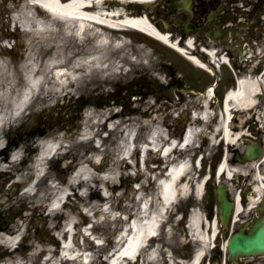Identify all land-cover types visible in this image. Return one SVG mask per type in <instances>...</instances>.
Here are the masks:
<instances>
[{
	"label": "rangeland",
	"instance_id": "1",
	"mask_svg": "<svg viewBox=\"0 0 264 264\" xmlns=\"http://www.w3.org/2000/svg\"><path fill=\"white\" fill-rule=\"evenodd\" d=\"M32 1L34 0H0V116L5 115L6 112L10 114L13 111L14 94L8 95L7 92L17 91L24 86V76L27 73L24 65L29 61L30 50H34L39 60L43 61L50 54L57 41L71 49V55L78 52L89 55L92 46L96 45L91 35H86L80 42L71 35L67 36L62 21L52 18L47 12L44 15L49 21L46 24L49 27L37 25L35 20L38 16L36 15L42 11L39 10L38 6L30 3ZM132 7L141 11L146 9L145 11L148 12L147 6H141L140 3H133ZM9 34L16 36L12 50L5 43ZM179 37V34L176 33L172 35L175 40ZM39 39L42 41L39 42ZM111 39L113 42L114 37ZM124 40L126 45L116 48L112 43L109 52L107 51L104 55L103 64L107 65L108 68L93 66L89 71H81L82 73L74 82V86L68 87V90L72 88L71 95L75 97L73 100L69 94L66 95V92H61L58 95L60 96L59 99L56 97L43 98L38 105L35 111L39 112L35 127L45 129V133H43L45 136L40 138L50 139L62 136L66 145L62 152L50 161L46 176L37 184L38 192L35 196L25 195L23 186L26 183L20 186L14 183V185L6 187L4 192H0V210L9 214L10 217L7 220L12 218L10 221L11 230L21 228L22 234L25 235L26 230L31 229L29 242L27 244L22 242L20 247L13 252L8 250L7 246L3 245V239H0V260H5L6 257L11 256L13 263L14 259H21L22 262L26 260L27 264L31 261L33 264H42L45 260L44 257L48 254L52 255L53 259L58 258L60 241L58 242L53 232H63L64 226L62 224L75 231L69 237H73L75 243L71 250L77 248L90 250L92 255L99 252L100 256L97 259L106 258L107 254L109 255L122 244L124 238L117 243L116 237L122 228L127 227L128 219L136 216L138 212L140 213L141 205L144 204L148 206L150 211H154L158 210L162 203L159 199L157 180L163 175L164 162L158 150H153L147 152L145 166L141 161L139 164L137 160L138 147L133 149V145L141 143L147 148L146 139L150 130L156 131L162 128L173 136L176 132H181L183 124H187L192 119L191 112L198 110L202 99L200 94L206 91L208 85L216 79L218 80L216 96L221 101L236 75L232 67L228 65H222L213 75L152 37H142L138 33L132 32L130 39ZM139 40H143V42H139ZM180 43L184 45V39H180ZM46 44V48H41ZM139 45L142 48L144 46V48L141 50ZM130 54L136 56L138 63L148 65L150 71L139 64L135 69L117 78L115 75L113 78L110 76L108 78L103 77L105 73L115 71L117 59L128 62ZM201 54V59H208L205 54ZM252 54L249 63L242 66H237V63L231 59L233 67L237 68L236 73L238 75L247 76L250 74L254 77L261 75L264 66V47L258 48ZM32 57L33 55L30 59ZM236 58L239 62H243L239 59V52L236 54ZM158 75L160 78L157 77ZM170 76L173 77V85L168 83L172 78ZM88 85H91L89 94L91 92L102 94L103 97H101L99 104L95 102L97 100H94L93 104H87V101L77 99L78 90ZM205 85L206 88L203 89ZM133 91L145 92V96L142 98L137 96L136 99L132 97L131 104L126 110L133 109L120 115L122 111L117 100L107 99V94H114L115 98H118L121 95L126 97ZM165 97L169 100H166ZM216 109H218V104H216ZM28 110L33 112L32 110L35 109L31 105ZM259 110L257 108L244 117H241L240 113L234 110L232 113L233 127L238 128V131L254 128L255 134L259 131L263 133L264 118L260 117ZM30 114L25 112L19 120L13 121L8 126L5 124L1 132L5 142L10 137L8 134L9 127L21 125ZM176 114L179 116L178 121H175L174 116ZM210 119L209 125L210 123H218L216 116ZM194 121L196 122V120ZM171 122L174 123L175 128H169L172 126ZM111 124L114 128H107ZM151 126L152 128H150ZM63 128L68 131L71 130V133L63 134L61 132ZM128 134L133 137L134 142L130 140V136L127 137ZM89 135L91 137H87ZM95 141H99L101 146H96ZM29 144L36 146L32 143ZM242 144L243 141L239 140L237 144L230 147L224 142L220 146L216 144L207 146L208 153L203 159L201 175L210 173L214 161L219 159V156L222 158L229 151L230 157L232 146L236 147V145ZM18 145L20 158H24L25 142ZM68 150L69 152H67ZM36 156L37 154L33 155V163L36 161ZM59 159L62 160L64 173H60V168L57 166ZM23 165H27V162ZM230 165L232 167L237 166L234 163ZM240 167L245 169V166ZM24 171L25 168H21L20 173H24ZM78 172H82V176L76 178L75 174ZM262 173L264 174L263 170ZM4 176L9 177L10 175L4 174ZM50 177H52V181L54 180L61 186H66L70 178L75 182L72 189L73 193L63 208L56 211V216L48 213L47 207L55 197L54 194L47 195L46 185L48 184L47 179ZM10 182H13V178ZM213 186L214 183H207L206 193L202 200L191 196L187 202L179 205L181 201L179 198L170 207L171 210L167 212L166 216L168 217L167 225L170 226V229L167 231V228L163 227L159 235V240L168 248L159 245L162 249L158 250V264H166L167 262L165 248L169 250L168 252L172 254L173 258H181L182 261L188 259V262L193 251L201 246L199 242L193 239L190 226H188L190 225L189 216L191 212L197 211L204 217L208 213V206H216ZM10 189L11 191H9ZM52 190L53 187L48 193H51ZM10 192L12 195L8 198L7 194ZM39 195H44V198L36 201ZM10 205L13 207L10 208ZM21 205H24L28 211H23L20 217L16 218ZM177 208L185 210V216L182 220L177 219V213L172 212ZM137 217L140 218L139 214ZM88 223L92 224L90 230L94 239L82 234V227ZM55 240L58 242L57 245L54 244ZM224 240V236L220 234L218 240L215 241V244H219L220 247L213 252L210 248L208 257L211 255L216 258L217 255H224L221 248ZM155 241L153 240L151 243ZM181 241L185 243L189 241L186 248L192 247L191 252L184 250L182 254ZM67 243L71 244L72 242L67 241ZM143 258L144 253L141 255V261ZM97 259L94 260L95 264L99 261ZM213 260L215 259L211 257V261ZM216 263L221 264L219 260ZM65 264L75 263L74 261H66Z\"/></svg>",
	"mask_w": 264,
	"mask_h": 264
},
{
	"label": "bare ground",
	"instance_id": "2",
	"mask_svg": "<svg viewBox=\"0 0 264 264\" xmlns=\"http://www.w3.org/2000/svg\"><path fill=\"white\" fill-rule=\"evenodd\" d=\"M39 1V4L42 6H46L50 13L53 15L54 18H60L63 23L64 31L67 36L70 35H76L77 38L83 39L84 36L91 34L93 35L94 43L96 45L92 46V51L89 53V55H84L81 52H78L77 54L71 55V49L68 47H65L62 43L57 41L52 49L50 54H48L43 61L39 60L38 55H35L32 57L31 62L26 63L24 67L27 69L26 76H24V86L15 91L7 92L8 95H13L14 98L12 100V109L16 112V114H13V111L10 113L6 112L5 115L8 116L9 119L14 118L15 121L19 120L24 112L27 109L28 102L34 97L36 91L38 90H45V99H51L53 97H58V95L61 92H65L68 89V84H72L81 75V70H87L89 71L91 67L100 66L101 68H108L107 65L103 64L104 55L106 52H109V49L112 45V40L110 38V34L107 33L105 30L101 31L100 24L104 22H110L114 23L116 27H126L131 29L138 28L140 30L136 31L138 33H141L143 36L149 33L155 36L158 40L162 42H168L171 43V33L164 32L160 30L149 18L148 15L142 14L141 11L137 9H132L131 7V0H97V3L92 5L91 8H88L85 6L88 3H92V0H68V2H64L62 0H37ZM111 1H115V6L110 5ZM155 0H140L143 4L153 2ZM42 3V4H41ZM46 10V9H42ZM47 12V10H46ZM35 20V23L39 26L46 25L49 21L46 19L45 15L43 13H40ZM46 27H49L46 25ZM131 27V28H130ZM100 30V31H99ZM142 30V31H141ZM135 31V30H134ZM144 31V32H143ZM149 36V35H148ZM42 41V39H39V42ZM188 42H192L193 39L190 37L185 41L186 47H189L187 45ZM123 45H126V42L124 39L118 40L115 42V47H122ZM195 45V44H194ZM70 46V45H68ZM47 47V44L42 46ZM141 47L142 46L139 45ZM186 51V50H184ZM36 54V52H35ZM189 54V53H187ZM195 60V63H197L198 66H202L212 72L213 69L211 67H215L214 64L211 61L210 63L202 61L199 57L190 56ZM226 59V58H225ZM143 65L144 69H147L150 71V67L144 63H140ZM115 72V71H114ZM49 77V78H48ZM48 78V79H47ZM49 82V83H48ZM241 89L238 93L234 94L232 96V101H229L228 98L226 100V107L225 109L222 108V114L220 116V121L218 122V125L215 127L214 131L221 133L222 140L226 142L228 145L235 144L236 141L240 139L241 133H237L236 128L233 127L232 123L228 121L229 116L232 114L234 110L238 111L240 113L241 117H244L248 115L249 112L256 110L259 108L258 103L253 104L252 102L256 100L258 96L263 97L264 99V73L257 77H248L247 79H244L241 81ZM47 84H50L47 86ZM214 87L212 86L209 88L205 94H202V104L204 106L208 107L210 98H211V92L213 91ZM68 92H71V90H68ZM262 99V100H263ZM205 107V108H206ZM260 110L263 113L264 106L262 104V107H260ZM203 114L206 115L207 118L210 117V114L208 110H204ZM263 115V114H262ZM260 113V117L263 116ZM31 124H35L34 118H31L30 121ZM4 120L3 118L0 120V149L2 148L3 144V138H2V128H4ZM113 126V124H111ZM161 133H159L158 130L155 131V134L152 135L149 138V145L152 147L160 146L161 153L164 151L163 155H166V158L170 159L171 154L180 146H186L189 147V144L193 142L194 137L193 136H184L182 139H177L176 137H172L169 134L166 133L165 130L160 129ZM191 135H193V131L190 132ZM167 135V136H166ZM214 137V136H213ZM239 137V138H238ZM264 137V136H263ZM217 141V140H216ZM49 144L47 149H44L42 154H40L38 162H36L33 166L34 173L36 175V182H32L27 189H25V195L27 196H35L38 192V189L36 188L37 183L41 179V172L39 169V165L44 164L45 170L47 168L48 159L49 157H54L55 154L60 153V151L64 148V145L62 144L61 140L58 139L56 141L53 140H42L41 145ZM165 148V145H167ZM61 149V150H60ZM151 149V148H150ZM160 150V149H159ZM54 152V154H53ZM52 155V156H51ZM52 157V158H53ZM264 158V156H263ZM19 159V152L15 151L7 158H3V161H0V170L6 171L10 170L15 167V162ZM264 161V159H263ZM256 166V162L253 163ZM42 171L44 170L41 169ZM169 172L166 174L167 179L162 184L163 188V195L162 198L159 196L160 201L162 202L160 204V207L157 211L156 215L149 214L147 216V222L142 223L141 219H136L141 224H136V231L133 227H129V231L132 232L133 236L128 242L126 252H129V254H135L136 250L138 249V246L141 242H144L147 240L150 234L158 232L161 227L162 223L161 221L165 219L169 207H171L176 200H178L183 192L189 191V184L182 182V177L188 173L187 165H183L180 167L172 166L168 169ZM220 174H227L228 176H233L235 174V171H240L239 168L231 167L230 165V159L228 155L225 156L222 163L219 166ZM174 174L172 175L171 173ZM82 174V172H78L76 177H79ZM23 173H18L15 175V181L21 182L23 181ZM256 181L258 183V186L255 188L257 192L261 195L264 189V175L257 171L256 173ZM204 182V181H203ZM72 180L68 183L70 187H73ZM57 185H54L53 187H56ZM203 191V183H200L197 186V195H201ZM52 192L50 193V195ZM44 198V195H39L37 197V200H41ZM257 201V197H252L250 201V205H254ZM63 205V204H62ZM243 209L240 200L239 195L237 194V211H241ZM54 214L56 216V209L52 208L49 213ZM148 214V213H147ZM58 224H61L58 222ZM64 226L63 231H65L66 225L62 224ZM191 230L193 237L196 239H199L204 247L201 248V252H198L194 256V260L192 263L189 264H199L201 258L204 254L207 253L206 249L209 247L213 242V238L216 235L217 232V223L214 222L213 224L209 225V227L212 228L213 232H210V234L207 232L206 228L203 227V216H201L200 213L193 214L191 218ZM208 226V224H207ZM127 229V230H128ZM20 232L15 231L11 234H3L0 232V239H3L4 237L7 238V241L12 242V245H15V239L19 236ZM5 238V239H6ZM154 237L149 238L148 242L153 240ZM127 241V240H126ZM9 242V243H10ZM125 243L123 244V246ZM226 248V243L223 244V249ZM145 248L142 247L141 249L137 250L139 253H141ZM100 251V249H98ZM119 250H116L115 252H111L109 255H107V258L103 259L104 262L107 261L108 258L114 257L116 253ZM100 256L99 252L94 253L93 260H96ZM158 249H153L148 255H147V262L148 264H158ZM16 261V259L14 260ZM22 263L21 261H19ZM109 264V263H108ZM110 264H131V261L127 258L125 254H121L118 257H116L115 261ZM167 264H186L182 263L180 261H176L173 258L169 260Z\"/></svg>",
	"mask_w": 264,
	"mask_h": 264
},
{
	"label": "flooded vegetation",
	"instance_id": "3",
	"mask_svg": "<svg viewBox=\"0 0 264 264\" xmlns=\"http://www.w3.org/2000/svg\"><path fill=\"white\" fill-rule=\"evenodd\" d=\"M239 0H191L187 2L171 4L167 7L165 14L176 18L184 28L185 22L190 19L194 25L195 33L201 38H207L213 34H219L220 38L231 37L234 45L237 47H248V41L252 43L254 37L264 35V22L252 14V10H245L238 6ZM261 13L259 10L258 14ZM242 178L234 180L238 185ZM253 214H242L237 216L234 224V230L247 223ZM249 230L248 227L245 229ZM241 264L244 260H238ZM252 264V263H249ZM260 264H264V255L260 256Z\"/></svg>",
	"mask_w": 264,
	"mask_h": 264
},
{
	"label": "water",
	"instance_id": "4",
	"mask_svg": "<svg viewBox=\"0 0 264 264\" xmlns=\"http://www.w3.org/2000/svg\"><path fill=\"white\" fill-rule=\"evenodd\" d=\"M252 150V151H251ZM248 150L245 154L247 159L259 155L261 153L259 147ZM217 199L221 206L220 218L222 221H226L230 213V204L227 201L225 195V187L220 185L217 189ZM264 251V225L262 223H254L252 231L248 234H244L243 231L235 233L229 240L228 252L231 257L235 254H250Z\"/></svg>",
	"mask_w": 264,
	"mask_h": 264
}]
</instances>
